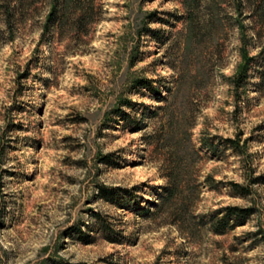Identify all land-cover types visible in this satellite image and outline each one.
<instances>
[{
	"label": "rangeland",
	"instance_id": "1",
	"mask_svg": "<svg viewBox=\"0 0 264 264\" xmlns=\"http://www.w3.org/2000/svg\"><path fill=\"white\" fill-rule=\"evenodd\" d=\"M22 2L0 0V264H264V0H95L80 29ZM173 140L200 155L172 217ZM228 206L254 212L217 234Z\"/></svg>",
	"mask_w": 264,
	"mask_h": 264
},
{
	"label": "trees",
	"instance_id": "2",
	"mask_svg": "<svg viewBox=\"0 0 264 264\" xmlns=\"http://www.w3.org/2000/svg\"><path fill=\"white\" fill-rule=\"evenodd\" d=\"M23 0H17L20 5ZM8 13H10L11 7H7ZM95 10V0H51V10L48 14V22L54 21L58 22V26H62L65 22L72 18L73 26L76 29H80L85 26L88 22L92 21L94 18ZM57 24V23H56ZM250 58L248 55L245 56V60L239 65L238 70L234 76V84L237 88L245 83L248 78ZM142 81L141 84H143ZM165 109V108H164ZM167 110V109H166ZM122 112V111H120ZM172 117V114H171ZM163 132V133H162ZM172 127L170 125H163L161 128V134L171 136ZM235 148L239 147V142L237 140L230 139ZM164 153L168 158V164L166 165V178L167 185L164 187V192L160 195V202L157 207L167 211L173 217L178 216L184 208L179 206L180 203L189 202L190 196L184 193L183 187L189 184V181H194L193 169H196L194 164H191L190 157H198L200 152L196 149L194 145H190L187 148L181 147L179 141L169 142L167 146H157L156 151ZM187 159V163L185 160ZM190 161V163H189ZM238 187L239 185L236 184ZM106 187H100L99 195L101 197H107ZM179 203V204H178ZM186 205V204H185ZM227 215L221 218L217 223H213V230L217 234L225 233L223 225L227 224L228 216H235L240 218H247L250 214L254 212L253 208H241L239 206H228L226 208ZM98 218V223L103 232L109 230L107 222H103L100 214L95 213ZM179 218V217H178Z\"/></svg>",
	"mask_w": 264,
	"mask_h": 264
}]
</instances>
